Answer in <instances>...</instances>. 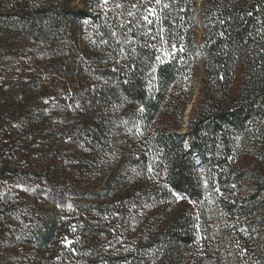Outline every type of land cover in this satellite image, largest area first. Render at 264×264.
<instances>
[{
  "label": "trees",
  "instance_id": "obj_1",
  "mask_svg": "<svg viewBox=\"0 0 264 264\" xmlns=\"http://www.w3.org/2000/svg\"><path fill=\"white\" fill-rule=\"evenodd\" d=\"M10 37L96 79L84 139L119 170L99 217L132 239L104 264H264V0H0V68Z\"/></svg>",
  "mask_w": 264,
  "mask_h": 264
},
{
  "label": "rangeland",
  "instance_id": "obj_2",
  "mask_svg": "<svg viewBox=\"0 0 264 264\" xmlns=\"http://www.w3.org/2000/svg\"><path fill=\"white\" fill-rule=\"evenodd\" d=\"M204 1L198 0V11ZM71 7L84 9L81 1ZM8 42L1 55L8 65L0 68V103L6 105L0 149L9 153L10 167L0 182V264H46L51 252L66 255L70 249L76 255L61 264H104L97 250H120L132 239L129 230L107 226L113 220L99 217L106 199L117 197L107 185L119 170L94 158L84 139L80 101L96 79L89 67L73 70L72 78L57 74L51 52L18 37ZM195 86L186 121L200 77ZM225 262L231 264L228 255Z\"/></svg>",
  "mask_w": 264,
  "mask_h": 264
},
{
  "label": "snow or ice",
  "instance_id": "obj_3",
  "mask_svg": "<svg viewBox=\"0 0 264 264\" xmlns=\"http://www.w3.org/2000/svg\"><path fill=\"white\" fill-rule=\"evenodd\" d=\"M157 2H159V0H157ZM144 19H145V20H148V17L145 16ZM148 22L151 23V21H148Z\"/></svg>",
  "mask_w": 264,
  "mask_h": 264
}]
</instances>
